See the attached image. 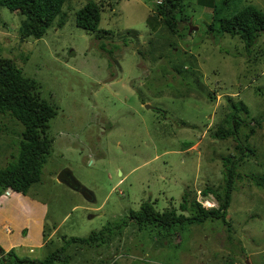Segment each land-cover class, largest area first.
Instances as JSON below:
<instances>
[{
	"label": "rangeland",
	"instance_id": "374dc122",
	"mask_svg": "<svg viewBox=\"0 0 264 264\" xmlns=\"http://www.w3.org/2000/svg\"><path fill=\"white\" fill-rule=\"evenodd\" d=\"M95 1H102L96 29L110 33L111 40L74 24L86 0H67L61 9L64 25L57 28L55 19L40 39L19 38L25 17L0 7V58L11 59L32 79L55 111L47 123L52 145L40 181L25 194L47 206V236L39 248L11 251L41 260L64 245L63 237L82 239L111 228L109 245L103 233L93 247L69 246L67 251L80 252L72 263L223 264L230 257L264 264V32L245 49L238 37L216 31L209 7L185 0L186 24L172 36L152 19L154 0ZM243 6L264 13V0H239L224 15ZM158 55L162 59L155 62ZM178 64L184 82L172 71ZM228 99L246 108L247 115H233L242 121L238 137L261 120V128L244 143L251 150L237 165L240 176L226 212L232 244L219 221L185 227L181 241L162 245L152 239V230L136 231L125 216L142 203L160 212L177 208L184 191L205 184L221 188L220 157L237 156L235 143L209 134L229 112ZM20 130L17 122L0 116V169L11 154L16 156ZM64 169L90 202L56 181ZM196 200L206 208L216 204L210 196ZM15 233L0 228L2 249L4 234Z\"/></svg>",
	"mask_w": 264,
	"mask_h": 264
},
{
	"label": "trees",
	"instance_id": "16d2710c",
	"mask_svg": "<svg viewBox=\"0 0 264 264\" xmlns=\"http://www.w3.org/2000/svg\"><path fill=\"white\" fill-rule=\"evenodd\" d=\"M66 1L0 0V7L25 17L19 27V38L26 39L31 37L40 39L55 19L57 28H61L64 25L65 14L62 13L61 9ZM184 1L160 0L159 3H155L154 0V2H151L150 13L152 19H156L164 27L162 29L166 30L169 35L177 34L179 26L186 24ZM195 1L197 6L211 9L212 23L219 34L238 37L245 49L250 48L258 35L264 32V13L254 7L243 6L239 10H234L230 15H224L239 0H219L217 5L214 0ZM101 2L86 0L85 4L75 13L74 24L87 33H93L100 40H104L103 36L105 35H107V39L111 40L110 33L96 29L99 13L101 12ZM162 29L159 33L164 32ZM114 49L117 48L115 47ZM161 57L162 55H158V59L155 62L161 60ZM152 62H154L153 58ZM172 71L180 76V81L185 80L180 75L183 71L182 65L178 64ZM230 101L228 99L230 103L229 112L224 115L223 119L209 134L211 138L218 141L232 140L235 143L234 149L237 156L227 154L220 157L222 166L221 188L216 190L212 186L205 184L199 190L184 191L177 208L170 207L160 212L155 210L153 204L142 203L137 211H127L128 214L125 216L127 218L125 222L128 220L127 222H130L136 231L152 230V239L162 245L163 243H170L173 239L181 241L179 239L180 233L185 227L219 221L222 225H226L224 227V232L227 234L226 242L229 245L232 244L230 239V231L232 229L225 221L226 212L234 189V181L240 176L237 172V165L242 161L244 151L251 150L247 146L244 148V143L254 134V130L261 128V120L253 122L249 126L250 128L243 133L242 138L238 137V134L241 135L239 126L242 121L234 116L237 114L247 115L246 108L241 104L238 105ZM230 109L232 110L231 112ZM232 112L233 114L230 117L229 114ZM54 115V108L40 98L36 92L33 80L25 77L11 59L0 58V116H8L21 126L18 134L16 156L14 155L15 152L11 154L9 161L0 169V198L11 193L25 195L32 185L40 181L41 170L52 145V140L47 132V123ZM224 124L227 126H223ZM262 137L264 141V131ZM197 196L204 200H207V197L210 196L216 204L206 208L201 202L196 200ZM44 227L47 226L44 225ZM112 232L114 231H111V228H106L97 233L92 232L82 239H65L63 237L61 241L64 245L55 248L41 260L19 258L13 251H4L0 247V264H73V258H75L77 252L78 254L80 252L67 251L69 246L74 245L75 248H81L87 244L93 247L98 241L100 243L103 241V243L109 245ZM103 233L109 236L105 240L106 242L102 240ZM46 236L47 234L44 232L43 237ZM176 246L179 245L176 244ZM98 263L106 264L104 260ZM223 264L247 263L229 257L225 258ZM248 264H251V262H248Z\"/></svg>",
	"mask_w": 264,
	"mask_h": 264
},
{
	"label": "crops",
	"instance_id": "0c3cea01",
	"mask_svg": "<svg viewBox=\"0 0 264 264\" xmlns=\"http://www.w3.org/2000/svg\"><path fill=\"white\" fill-rule=\"evenodd\" d=\"M47 206L29 200L26 195L11 193L8 197L0 198V228L16 231L15 235L6 236L4 251L16 246L39 248L42 244L44 225L47 216ZM8 224H11L8 228ZM25 229L22 236L20 232ZM53 230L48 238L53 234Z\"/></svg>",
	"mask_w": 264,
	"mask_h": 264
},
{
	"label": "water",
	"instance_id": "95a60500",
	"mask_svg": "<svg viewBox=\"0 0 264 264\" xmlns=\"http://www.w3.org/2000/svg\"><path fill=\"white\" fill-rule=\"evenodd\" d=\"M145 107L149 108L147 105ZM56 181L64 184L65 186H67L69 189L73 191H78L80 194H82L85 197L87 201L90 202L91 200L90 195L86 191H84L82 188H80L79 184L71 177L70 173L67 170L65 169L61 170L56 176Z\"/></svg>",
	"mask_w": 264,
	"mask_h": 264
},
{
	"label": "built area",
	"instance_id": "2783aa9c",
	"mask_svg": "<svg viewBox=\"0 0 264 264\" xmlns=\"http://www.w3.org/2000/svg\"><path fill=\"white\" fill-rule=\"evenodd\" d=\"M160 0H155V3H159Z\"/></svg>",
	"mask_w": 264,
	"mask_h": 264
},
{
	"label": "clouds",
	"instance_id": "9594fccd",
	"mask_svg": "<svg viewBox=\"0 0 264 264\" xmlns=\"http://www.w3.org/2000/svg\"><path fill=\"white\" fill-rule=\"evenodd\" d=\"M204 201H207V200H204Z\"/></svg>",
	"mask_w": 264,
	"mask_h": 264
}]
</instances>
